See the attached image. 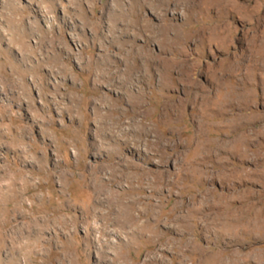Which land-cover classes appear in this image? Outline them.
Listing matches in <instances>:
<instances>
[{
    "label": "rangeland",
    "instance_id": "374dc122",
    "mask_svg": "<svg viewBox=\"0 0 264 264\" xmlns=\"http://www.w3.org/2000/svg\"><path fill=\"white\" fill-rule=\"evenodd\" d=\"M0 264H264V0H0Z\"/></svg>",
    "mask_w": 264,
    "mask_h": 264
},
{
    "label": "bare ground",
    "instance_id": "6f19581e",
    "mask_svg": "<svg viewBox=\"0 0 264 264\" xmlns=\"http://www.w3.org/2000/svg\"><path fill=\"white\" fill-rule=\"evenodd\" d=\"M204 97V96H203ZM205 98V97H204ZM203 98V99H204ZM207 98V97H206ZM205 102V101H204ZM207 106H208V104H207ZM172 109V108H171ZM203 113V112H202ZM206 116V115H205ZM203 122H204V120H202ZM202 123V122H201ZM209 126V125H208ZM208 126H206V127H208ZM203 128H204V126H203ZM200 131V130H199ZM203 131V130H202ZM208 132V131H207ZM199 133V132H198ZM203 135V134H202ZM206 136V135H205ZM210 136V135H209ZM205 138V137H204ZM195 139H197V138H195ZM201 139V138H200ZM195 141V140H194ZM197 141V140H196ZM210 142V141H209ZM198 143V144H197ZM196 143V145H195V148H192V149H194L192 152H194L196 149L197 150H200V152L202 151V150H204L203 148H204V144H207V143H205V142H203V141H200V140H198V142ZM195 144V143H194ZM190 149V148H189ZM141 177V176H140Z\"/></svg>",
    "mask_w": 264,
    "mask_h": 264
}]
</instances>
